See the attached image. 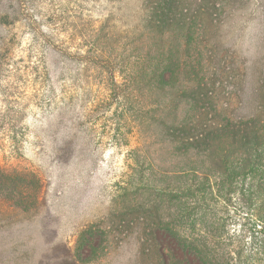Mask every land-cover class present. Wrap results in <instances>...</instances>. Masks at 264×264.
I'll use <instances>...</instances> for the list:
<instances>
[{"label": "rangeland", "instance_id": "rangeland-1", "mask_svg": "<svg viewBox=\"0 0 264 264\" xmlns=\"http://www.w3.org/2000/svg\"><path fill=\"white\" fill-rule=\"evenodd\" d=\"M214 1L193 8L219 35L180 50L175 32L140 48L143 0H0V264H186L163 238L184 234L214 264H264V177L218 155L242 143L168 131L193 96L264 122V0ZM155 41L184 64L172 86L135 67Z\"/></svg>", "mask_w": 264, "mask_h": 264}, {"label": "trees", "instance_id": "trees-1", "mask_svg": "<svg viewBox=\"0 0 264 264\" xmlns=\"http://www.w3.org/2000/svg\"><path fill=\"white\" fill-rule=\"evenodd\" d=\"M202 3L203 0H143L142 8L145 11V17L141 25L143 34L137 36L140 48L145 49L149 46H146L144 36H150L151 33L154 32L159 36L158 39L162 42H164V38L168 37L170 34L174 32L177 33L178 39L181 40L178 41L180 50L183 49L182 47L188 48L196 40L203 43H210L213 37L219 35L221 25L218 20L215 21V18H212V29L206 26L203 18L199 16L200 13L193 8L194 6H201ZM226 5L227 4H224L222 1L219 2L216 0L213 6L217 10L219 6L226 7ZM219 42L221 41L217 40V43ZM156 44L157 46L159 44L162 45V47L156 51L158 56L154 57L153 51L150 50V48L144 52L142 51L137 54L135 67L140 72L160 75L164 85L172 86L170 82L171 76L167 71L172 69L176 71L177 68L178 70L182 69L184 64L180 59L179 62L176 61V63L170 62L166 55L168 51L163 43L158 41ZM183 55L181 56L183 57ZM192 100L198 107L192 114V117L189 118L188 121H179L176 119V121L169 126V134L175 136V138L179 137L181 140L186 141L189 148H196L197 143H199L202 138H209L210 135L213 134L215 135V141L222 139L219 137L220 135H224L226 139H231L232 141H228L231 142L230 146H236L240 142L242 143L243 152H246V154L241 155L235 147H233L234 151L232 153H229V150L226 152V147L222 145L218 152V155L221 156L220 159L226 164L247 169V172L250 173L254 179H258L257 176L262 179L264 177L263 120L256 115L242 121H237L227 116L226 119L222 121L211 120L208 116L209 111L205 110V107L199 105V102L194 96ZM214 111L220 113L218 107H215ZM221 149H223V151H220ZM229 158H234L232 163L227 161ZM259 192L261 195L264 194V186L261 187ZM258 199L261 200V204L264 206V196ZM262 232L264 233V227ZM179 236L180 242L175 239V237L166 238L163 236V238L171 246H176V250L177 244L183 245V250L184 247L187 248L186 254L188 255V259L186 258V264H214V262L219 260L217 257H211L210 250H205L206 247H193L194 241H192L189 235L184 234Z\"/></svg>", "mask_w": 264, "mask_h": 264}]
</instances>
